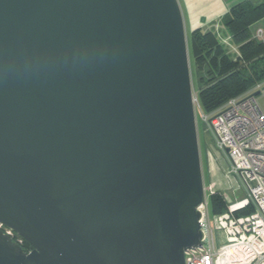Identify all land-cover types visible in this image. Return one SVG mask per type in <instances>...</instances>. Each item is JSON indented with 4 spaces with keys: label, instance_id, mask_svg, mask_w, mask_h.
Wrapping results in <instances>:
<instances>
[{
    "label": "water",
    "instance_id": "1",
    "mask_svg": "<svg viewBox=\"0 0 264 264\" xmlns=\"http://www.w3.org/2000/svg\"><path fill=\"white\" fill-rule=\"evenodd\" d=\"M203 203L178 1L0 0V264H184Z\"/></svg>",
    "mask_w": 264,
    "mask_h": 264
},
{
    "label": "built area",
    "instance_id": "2",
    "mask_svg": "<svg viewBox=\"0 0 264 264\" xmlns=\"http://www.w3.org/2000/svg\"><path fill=\"white\" fill-rule=\"evenodd\" d=\"M261 35V31H258ZM255 93L264 96V83L232 98L217 111L205 114L197 99L196 110L213 139L215 152L225 161L224 191L203 185L200 212L201 247L184 253V264H264V113ZM236 184V188H234ZM232 191V197L224 194ZM242 191L244 200L238 199ZM219 195L225 211L209 214L208 198ZM248 210V214L240 215ZM0 230L18 245L23 240L0 224Z\"/></svg>",
    "mask_w": 264,
    "mask_h": 264
},
{
    "label": "trees",
    "instance_id": "3",
    "mask_svg": "<svg viewBox=\"0 0 264 264\" xmlns=\"http://www.w3.org/2000/svg\"><path fill=\"white\" fill-rule=\"evenodd\" d=\"M262 20L264 0L245 2L225 14L219 27L197 29L188 36L189 56L197 76V89L193 91L203 113L217 111L228 100L264 82V33L259 28L252 32ZM218 28L224 36L216 32ZM208 206L212 216L225 211L219 195L210 196ZM239 214L246 215L248 210ZM21 247L25 252L31 250L24 240Z\"/></svg>",
    "mask_w": 264,
    "mask_h": 264
},
{
    "label": "rangeland",
    "instance_id": "4",
    "mask_svg": "<svg viewBox=\"0 0 264 264\" xmlns=\"http://www.w3.org/2000/svg\"><path fill=\"white\" fill-rule=\"evenodd\" d=\"M260 29L264 33V20H262L260 23L254 25L252 27V32H255L257 29ZM219 31V32H218ZM217 33H221V35L224 36V31L221 29H216ZM258 33V32H257ZM188 36V35H187ZM256 37V36H255ZM188 38V37H187ZM262 39L264 38L261 37ZM188 41V39H187ZM188 58H189V69H190V79H191V84L193 89H197V76H196V70L194 67V64L192 62V59L189 56V51H188ZM264 83V82H262ZM260 83V84H262ZM247 93V92H246ZM243 93L242 95H244ZM241 96V95H240ZM193 97L194 99L196 98V95L193 91ZM239 97V96H237ZM257 101L264 113V96L263 95H258L257 96ZM196 103H195V108H196ZM221 107V106H220ZM200 111L196 110V127H197V135H198V143H199V152H200V162H201V168H202V178H203V185L205 187L208 186H217V188L220 189L221 192L224 191V185H223V170L225 168L223 159L215 152L214 146H213V139L211 134L207 131V126L203 121H201L200 117ZM208 115V114H207ZM210 176V179H209ZM236 188V184L233 186ZM224 194H227L228 196L232 197V191H225ZM238 194V199L240 201L244 200V195L243 192L240 190L237 192ZM224 203V202H223ZM225 206V203H224ZM211 216V221H213V216Z\"/></svg>",
    "mask_w": 264,
    "mask_h": 264
},
{
    "label": "crops",
    "instance_id": "5",
    "mask_svg": "<svg viewBox=\"0 0 264 264\" xmlns=\"http://www.w3.org/2000/svg\"><path fill=\"white\" fill-rule=\"evenodd\" d=\"M177 1L182 13L186 37H188L194 30L197 29L210 30L219 27V21L230 10L245 2L256 3L259 0H177Z\"/></svg>",
    "mask_w": 264,
    "mask_h": 264
}]
</instances>
